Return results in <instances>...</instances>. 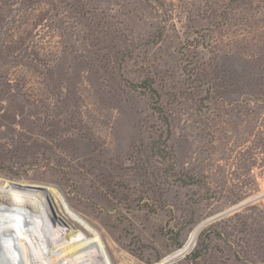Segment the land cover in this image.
Listing matches in <instances>:
<instances>
[{
	"label": "rangeland",
	"instance_id": "obj_1",
	"mask_svg": "<svg viewBox=\"0 0 264 264\" xmlns=\"http://www.w3.org/2000/svg\"><path fill=\"white\" fill-rule=\"evenodd\" d=\"M80 263L264 264V0H0V264Z\"/></svg>",
	"mask_w": 264,
	"mask_h": 264
},
{
	"label": "bare ground",
	"instance_id": "obj_2",
	"mask_svg": "<svg viewBox=\"0 0 264 264\" xmlns=\"http://www.w3.org/2000/svg\"><path fill=\"white\" fill-rule=\"evenodd\" d=\"M27 186H28V185H23V186H22V189L27 190L28 187H29V186H28V187H27ZM30 186H31V185H30ZM12 188H14V187H12ZM20 190H21V189H20ZM64 216H66V218H68V219L70 218L69 216H67V215H65V214H64ZM69 220L71 221V219H69ZM17 242H18V241H17ZM92 244H93V243H92ZM82 257H83V256H82ZM93 261H94V260H93ZM80 264H81V263H80Z\"/></svg>",
	"mask_w": 264,
	"mask_h": 264
}]
</instances>
